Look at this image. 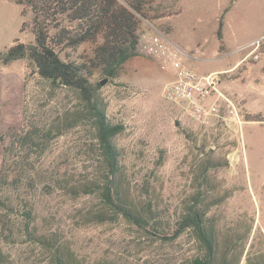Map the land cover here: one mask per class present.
<instances>
[{"label": "rangeland", "instance_id": "obj_1", "mask_svg": "<svg viewBox=\"0 0 264 264\" xmlns=\"http://www.w3.org/2000/svg\"><path fill=\"white\" fill-rule=\"evenodd\" d=\"M146 1L153 18L138 22L139 45L165 39L197 74L247 50L248 60L262 55L254 58L250 43L259 40L263 52L264 0ZM21 8L15 0H0V50L14 40L34 41L32 12L22 15ZM220 17L223 49L216 36ZM91 47L61 49L60 55L80 57ZM174 76L169 61L139 51L116 76H94L105 81L99 93L107 117L125 127L115 137L122 186L139 209L150 205L159 221L156 229L105 206L95 130L87 119L77 121L75 94L41 78L27 59L0 63V166L10 131L36 127L31 143L16 142L6 150L5 166L20 179L0 183V249L13 264H54L56 247L71 253L76 264H186L197 250L189 230L173 240L163 235L173 231L198 191V204L213 218L220 241L239 236L234 244L235 251L243 246L238 264L249 258L259 264L264 254V120H246L251 114L221 82L220 88L238 102L241 124L221 119L197 124L162 97ZM243 97L250 110H264V96L247 88ZM255 114L264 119V111ZM103 215L112 218L101 220Z\"/></svg>", "mask_w": 264, "mask_h": 264}, {"label": "trees", "instance_id": "obj_2", "mask_svg": "<svg viewBox=\"0 0 264 264\" xmlns=\"http://www.w3.org/2000/svg\"><path fill=\"white\" fill-rule=\"evenodd\" d=\"M21 5V14L27 9L32 12V32L34 41L29 43L14 40V43L0 50V63L8 64L17 59H27L39 74L52 86L63 87L75 94L80 108L76 112L77 121L87 119L95 130V139L104 166L101 196L107 208L114 214H121L127 220L139 225H149L158 229L159 221L148 205L139 209L125 192L120 180V151L115 137L124 130V125L111 122L107 117L105 103L100 98V81L95 73L106 77L116 76L119 68L138 53L140 34L138 22L148 15L146 0H15ZM24 23V22H23ZM22 23V24H23ZM222 17L218 20L216 36L222 46ZM22 30V27L21 29ZM90 43V52L80 57L63 58L60 50L77 49ZM246 120H264L258 114L249 115ZM76 122V121H75ZM34 128L23 133L10 131L11 141L4 146L3 162L0 166V183L10 184L19 178L15 169L5 166L6 150L16 142L31 143ZM10 166V165H9ZM200 193L190 207L178 215L176 226L171 233L163 235L173 240L189 230L197 250L186 264H238L242 248L235 251L236 238L227 235L220 241L218 229L212 217H206L199 206ZM1 202V200H0ZM25 215L30 211L24 210ZM102 214V213H101ZM112 218L101 216L100 219ZM34 237L43 238L41 235ZM232 252V253H231ZM69 252L56 247L54 264H76ZM259 264H264V254L258 256ZM0 264H13L0 249ZM247 264H252L250 258Z\"/></svg>", "mask_w": 264, "mask_h": 264}, {"label": "built area", "instance_id": "obj_3", "mask_svg": "<svg viewBox=\"0 0 264 264\" xmlns=\"http://www.w3.org/2000/svg\"><path fill=\"white\" fill-rule=\"evenodd\" d=\"M261 44L259 40L250 43V54L256 59L262 54ZM138 51L171 63L175 76L162 88V97L179 105L182 113L195 123L205 125L221 119L241 124L238 102L219 86L227 71L197 74L182 63V52L165 39L139 45Z\"/></svg>", "mask_w": 264, "mask_h": 264}, {"label": "crops", "instance_id": "obj_4", "mask_svg": "<svg viewBox=\"0 0 264 264\" xmlns=\"http://www.w3.org/2000/svg\"><path fill=\"white\" fill-rule=\"evenodd\" d=\"M236 49L237 47L234 50ZM247 54L248 50L236 55L232 62H226L209 72L227 71L222 81L226 85L225 88L238 98L246 113L255 114L264 110L254 111L247 108L243 92L248 88L252 90L254 96H264V50L261 57L255 61L248 60ZM182 63L184 64L183 58Z\"/></svg>", "mask_w": 264, "mask_h": 264}, {"label": "water", "instance_id": "obj_5", "mask_svg": "<svg viewBox=\"0 0 264 264\" xmlns=\"http://www.w3.org/2000/svg\"><path fill=\"white\" fill-rule=\"evenodd\" d=\"M104 82H105L104 80L103 81H100L101 84H103Z\"/></svg>", "mask_w": 264, "mask_h": 264}]
</instances>
